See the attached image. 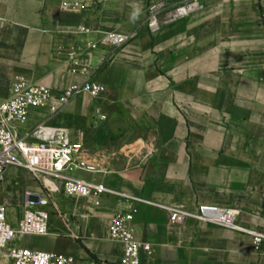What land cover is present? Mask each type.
<instances>
[{"label":"crops","instance_id":"obj_1","mask_svg":"<svg viewBox=\"0 0 264 264\" xmlns=\"http://www.w3.org/2000/svg\"><path fill=\"white\" fill-rule=\"evenodd\" d=\"M193 1L195 14L148 29L151 4ZM0 19V103L17 81L55 97L86 82L105 89L56 114L31 111L22 137L40 124L66 128L83 146L75 163L89 168L77 179L158 205L230 209L243 229L264 231V0H0ZM107 34L134 38L116 47L102 43ZM9 172L18 171L4 181ZM24 174L35 185L14 182L23 208L27 194L42 197L50 219L49 235L21 248L118 264L123 247L108 227L132 208L137 239L153 250L141 264H264V244L255 249L250 236L191 220L173 226L161 209L71 197Z\"/></svg>","mask_w":264,"mask_h":264},{"label":"built area","instance_id":"obj_2","mask_svg":"<svg viewBox=\"0 0 264 264\" xmlns=\"http://www.w3.org/2000/svg\"><path fill=\"white\" fill-rule=\"evenodd\" d=\"M200 8L197 1L177 9H168L163 4H153L147 10V27L155 33L161 27L190 17ZM2 22L0 19V31ZM79 32L88 34L90 31L80 28ZM133 38V35L107 34L102 43L123 47ZM104 92L105 89L100 85L86 82L80 87L72 86L55 97L46 87L30 85L24 81L15 82L11 88L10 98L0 103V183L10 169L23 170L38 180L54 181L65 195L71 197L99 199L106 195L129 203L148 205L165 211L173 226L191 220L250 236L255 249L262 247L264 231H250L240 227L236 222L237 213L233 210L204 205L193 210L180 206L158 205L113 191L102 184L72 177L70 173L78 168L75 165L76 156L82 152L83 146L72 141L71 133L66 128L40 124L25 137L18 131L19 126L29 121L31 111L48 108L51 114H56L77 97L89 95L97 98ZM53 100L57 105L52 104ZM102 119L105 120V117ZM49 206L48 200L27 194L23 218L16 227H13L9 221V205H0V264L74 263L72 258L63 255L33 252L16 245L18 241L27 237L49 235L50 215L46 210ZM134 221L135 212L130 208L127 212H118L109 224L108 239L123 247V256L118 264H141L142 254L147 256L153 254L151 245L137 239ZM89 264L106 263L92 261Z\"/></svg>","mask_w":264,"mask_h":264},{"label":"rangeland","instance_id":"obj_3","mask_svg":"<svg viewBox=\"0 0 264 264\" xmlns=\"http://www.w3.org/2000/svg\"><path fill=\"white\" fill-rule=\"evenodd\" d=\"M153 5V4H151ZM150 5V6H151ZM149 6V7H150ZM18 172L15 173H10L8 175V182L5 180H3L0 183V205L3 204H8L9 205V209H10V219L12 220V222L15 223L16 221V225L12 224L13 227H16L18 225V223L22 220L23 215H24V208H23V199L20 196V193L23 192L24 188L23 186L21 187H15L14 182L18 181V182H25V184L27 183L28 186H33L35 185L33 182H28V180L25 181L26 176L24 173H26L23 170H18V169H14ZM22 171V172H21ZM76 171L77 169H74L70 175L74 178H76ZM48 209V208H47ZM46 209V210H47ZM48 212V211H47ZM22 241H18L16 243L17 247H22Z\"/></svg>","mask_w":264,"mask_h":264},{"label":"water","instance_id":"obj_4","mask_svg":"<svg viewBox=\"0 0 264 264\" xmlns=\"http://www.w3.org/2000/svg\"><path fill=\"white\" fill-rule=\"evenodd\" d=\"M75 165H76L78 168H80V169H86V170L89 169L86 165H84V164H82V163H75Z\"/></svg>","mask_w":264,"mask_h":264}]
</instances>
